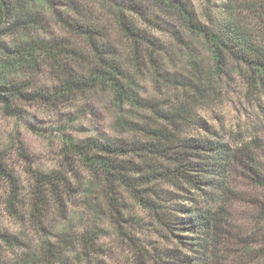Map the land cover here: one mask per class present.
Instances as JSON below:
<instances>
[{"label": "trees", "instance_id": "obj_1", "mask_svg": "<svg viewBox=\"0 0 264 264\" xmlns=\"http://www.w3.org/2000/svg\"><path fill=\"white\" fill-rule=\"evenodd\" d=\"M80 1L98 4L103 16L82 15ZM257 1L264 23V0ZM227 8L223 22L205 23L192 0H0V106L9 117L22 119L23 104L59 113L99 92H109L118 106L139 105L134 83L145 74L175 92L172 103H144L151 118L132 124L131 140H77L60 126L62 161L51 171L30 170L26 195L0 154V181L9 187L1 206L20 223L17 233L0 229V264H102L96 220L51 238L50 218L66 220L77 198L93 213L106 212L136 245L124 232V193L149 213L166 243L153 250L150 264H217L237 197L232 173L240 165L264 190V168L251 147L187 133L217 86L215 75L236 66L249 88L264 89V39ZM53 23L68 38L43 35ZM19 34L29 37L3 45L4 37ZM175 49L186 60L185 73H171L178 68ZM140 256L139 264H147Z\"/></svg>", "mask_w": 264, "mask_h": 264}, {"label": "rangeland", "instance_id": "obj_2", "mask_svg": "<svg viewBox=\"0 0 264 264\" xmlns=\"http://www.w3.org/2000/svg\"><path fill=\"white\" fill-rule=\"evenodd\" d=\"M192 1L200 19L205 23L223 22L230 4L235 10L234 19L247 27L259 40L264 39V23L258 19L262 9L258 7L257 0ZM80 2L83 5L82 15L89 16V12H92L96 16H103L98 4L91 1ZM139 24L143 26L141 21ZM152 32L160 40L169 41L167 33L161 30ZM42 34L65 38L69 36L54 23ZM28 37L21 34L4 37L2 43L10 47ZM201 50L197 45V52ZM172 59L178 68L171 73H185L186 60L183 53L176 50ZM215 82L217 86L213 87V93L196 109L197 122L187 128V133L204 138L218 134L235 149L249 146L256 151L257 160L264 168V89L260 92L249 88L244 72L236 66H231L220 76L215 75ZM42 83L51 85V81L46 78L42 79ZM133 92L134 99L141 104L126 102L118 106L109 92H99L59 113L36 104L18 105L24 113L22 119L9 117L0 106V154L9 170L21 181L25 195L31 178L30 170L51 171L58 168L62 161L60 140L63 137L59 135L60 126L66 136L77 140H131L134 136L132 124L151 118L144 103L156 101L169 104L175 99L173 90L165 86L156 87L153 79L146 74L134 83ZM82 174L87 178L86 174ZM252 178V174L240 165L232 173L237 197L230 211V226L221 239L217 264H264V190ZM8 192L9 187L0 181V229L17 233L20 223L1 206ZM123 200L122 210L125 219L129 220L128 224H123L124 232L137 240L136 245L113 227L106 212L103 215L87 209L83 198L75 199L69 206L66 220H58L57 215L50 218L47 226L53 227L51 238L55 239L66 229L81 231L93 219L101 229L100 245L105 252L99 259L102 264H139L142 252L148 258L147 264H150L149 257L153 250L164 247L166 243L149 213L126 193Z\"/></svg>", "mask_w": 264, "mask_h": 264}]
</instances>
